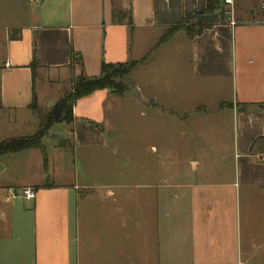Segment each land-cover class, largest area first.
<instances>
[{
    "label": "crops",
    "instance_id": "0c3cea01",
    "mask_svg": "<svg viewBox=\"0 0 264 264\" xmlns=\"http://www.w3.org/2000/svg\"><path fill=\"white\" fill-rule=\"evenodd\" d=\"M233 2L226 7L232 16L237 0ZM207 3L0 0V115L30 111L40 96L37 75L42 74L45 87L81 73L99 76L103 62L141 61L131 74L138 99L131 93L120 98L105 89L76 102L74 120L65 124L66 147L74 150L70 164L56 147H46V160L38 149L0 158V173L9 170L12 175L0 182V260L254 264L260 258L264 199L257 194L264 190V162L259 159L264 151L252 145L264 136V0L262 15L253 9L250 17H243L241 9L236 22L223 19L220 10L205 13ZM119 12L132 17L133 24L114 22ZM196 15L197 22L211 27L195 37L180 29L158 45L169 27ZM153 34L154 45L141 48ZM74 52L81 58L75 65ZM182 75L193 83L191 90L181 82ZM207 84L216 91L211 94L215 100L224 87L232 91L233 101L219 105L213 125L224 138L205 142L210 151L198 143L199 151L181 157V147H187L183 115L199 107ZM224 113L235 120L233 143L223 135L225 124L219 123ZM128 118L131 172L124 176L114 170L106 183L96 172L107 161L104 152L117 144L113 132L127 130ZM170 123L180 131L175 138ZM8 138L0 133V141ZM18 155H23L19 161L28 175L21 183V169L11 162ZM229 155L233 172L219 166ZM78 157L85 179H95L80 182ZM24 187L36 191L34 200L20 196ZM242 191L247 202L243 220L237 208Z\"/></svg>",
    "mask_w": 264,
    "mask_h": 264
},
{
    "label": "rangeland",
    "instance_id": "374dc122",
    "mask_svg": "<svg viewBox=\"0 0 264 264\" xmlns=\"http://www.w3.org/2000/svg\"><path fill=\"white\" fill-rule=\"evenodd\" d=\"M237 6H234L233 9V16L232 13H230L231 11L229 10L228 12V8L226 9L227 5L225 4L224 0L221 1L220 3V7L223 9L224 11V17H229L232 18L233 20L236 22V16L241 15V9L243 10V17H250V13L252 12V10H256L258 13H260L262 15V3L261 0H237ZM247 4H251V6L246 9ZM239 5H242V7H240ZM244 6H246L244 8ZM227 12L229 13L227 15ZM235 17V18H234ZM155 39V40H154ZM160 39H158L159 41ZM149 41V42H148ZM154 41H157L156 38V34H153L150 39H146L145 42H143L144 44H141V48L144 49L145 47H148V45H154L153 43H155ZM159 43V42H158ZM156 45V44H155ZM151 46V47H152ZM42 75V74H41ZM41 75H37V80H36V86H37V90L40 92V96L39 99L36 98L35 103L32 105L31 109L29 112L24 111L22 113H7L5 115H0V133L2 136H10V137H19V136H28V135H33L35 134L39 129H40V116L39 114H45L46 112L50 111L55 104L59 101V99H61L62 97L65 96L66 93H69L72 89V84H73V80L77 77H74L72 79H70L69 77L62 79L61 82H55L52 84H47L45 87L42 84V77ZM127 81L125 82L128 90L125 93V95H129L131 93V90L133 89V83H132V75L129 76L127 79ZM181 82L189 89L191 90L193 87V83L191 82V80L186 79V77H184L183 75L181 76ZM181 83V84H182ZM41 92L43 93L41 95ZM216 91L212 88L211 85L207 84L206 86H204V91L202 92V97L200 98L199 101V107L196 109H187L186 114L183 115V117L185 119H187L184 122H188L187 128H185V132H186V137L184 139L183 145H186L187 147H181V154L180 156L182 157L183 155L187 154V156L189 154H191L192 152H196L198 150L197 148V144H201L203 145L202 147H206L205 149H208V151L211 150L210 146L205 145L206 143H210V142H215L217 141V139L219 138H224L223 136L218 137L216 135L217 132H215L213 125H215L216 123V119H218V115H216L217 110L219 109V105L221 104H226L228 105L229 102H232V91L231 88L229 89L228 87H224L222 89V92L220 95H216L217 100H215V98L213 96H211V94H214ZM49 95L48 97L51 96L52 99H54V102L48 103L49 100L47 97H45L46 95ZM230 95V97L228 98V96ZM218 97H221L220 99H218ZM49 100V101H48ZM219 100V101H218ZM186 103L189 102L188 100H185ZM198 101V102H199ZM198 105V103H197ZM230 111V110H229ZM227 111V112H229ZM220 117L222 118V120L219 119V123L220 124H225V131L223 133V135L225 136V138L229 141V143H233V138L236 132V125L234 124L233 121V116L231 115V113H224L223 115H220ZM195 118H197V120L195 121ZM129 118H128V122L125 123L126 125H128V129L121 132L120 130L113 132L115 135V139L117 138V144L115 146V148L112 146L110 147V149L106 150L104 152V157L107 158V161L101 163V171H98L96 173H100L102 176L101 180L105 181L106 183H109L110 178H106V177H110L111 176V172H113L114 170H116L117 172H122L124 176H129L130 172H131V163L129 160V162L127 161V158L130 159V155H131V138H130V125H129ZM192 121V126L190 125V122ZM195 122V123H194ZM66 123H57L56 125H54L47 134V137L44 139V145L48 148H53L56 147L59 149H62L65 153V155L67 156L68 159V163L70 164V161L72 158V155H74V150L73 147H66V146H60L61 143L64 142V140L67 138L69 131L67 130L68 127H66L65 125ZM172 126L171 128V138H175L178 136V133L180 131L177 130V128L175 127L174 124H171ZM174 125V126H173ZM189 126V127H188ZM184 128V127H183ZM180 137V136H179ZM178 137V138H179ZM177 138V139H178ZM181 138V137H180ZM118 148V154L115 155L114 151L115 149ZM199 151V150H198ZM173 154V153H172ZM155 155V154H154ZM9 156V155H7ZM19 157H14L13 159H11V162L13 164V166H16L18 168L21 169V171H17L18 176H19V181L18 183H21V180H25L28 178V175L25 176L24 173L22 172V165H21V161H19L20 156L23 157V155H18ZM81 157V156H80ZM78 157L77 161L78 164L80 166L77 167L78 172L81 171L80 173V182L84 183L86 181H90L88 179H85V170H84V166L82 164V168L83 170H81V158ZM10 160V159H8ZM234 159L231 155H229V157H227L225 159L224 163L219 164V166L221 167V170H226V172H233L235 169V165H234ZM2 165H4L3 163H1ZM10 164V163H8ZM72 166V165H71ZM112 166V167H111ZM178 164L172 163L171 167L172 169H174L175 167L177 168ZM70 167V165H69ZM0 182H7L10 180V178H12V175L10 176L9 174V170H6V172H1L0 173ZM106 178V180H104ZM260 196V199L262 197V199H264V190L263 192H259L257 194V197ZM20 204H22L20 202ZM247 206V202H246V198L243 195V191L241 192V195L238 196V200H237V208H238V212H239V218H244L245 215V208ZM264 209V208H263ZM263 216H261L264 219V210H263ZM262 236L264 237V231L262 232ZM25 241V245H26V239L23 238ZM14 242V241H13ZM14 244V243H13ZM245 244V243H244ZM243 244V245H244ZM263 247V252L262 255L260 256V258L258 256H256V258L253 261L254 264H264V244H262ZM16 259V258H15ZM13 259H4V260H0V264H24V263H29V261H18V259L15 260ZM247 264V263H245Z\"/></svg>",
    "mask_w": 264,
    "mask_h": 264
},
{
    "label": "trees",
    "instance_id": "16d2710c",
    "mask_svg": "<svg viewBox=\"0 0 264 264\" xmlns=\"http://www.w3.org/2000/svg\"><path fill=\"white\" fill-rule=\"evenodd\" d=\"M222 0H208L205 13H213L216 10H220L222 18L224 17V11L220 7ZM125 16V17H124ZM124 12L114 13V22L128 21L133 24L132 17H127ZM197 15L192 18H186L181 23H176L168 28V30L162 35L159 44L167 42L174 33L180 29H186L190 37H195L201 34L205 29L211 27V24H206L196 21ZM15 38L19 37L17 34ZM81 62V58L78 53L72 54V64H78ZM141 61H131L119 63H102L101 73L99 76L91 77L85 73L78 75L72 84V89L69 93H66L64 97L59 99L55 106L45 114H39L41 122L40 129L33 135L11 137L0 141V158L5 155H11L22 152L29 149L40 150L45 160L46 158V146L44 145V139L47 137L48 131L57 123L70 124L74 120L73 109L76 102L83 98L94 94L98 90H108L113 95L120 98L126 96L128 88L125 84L126 79L131 76L132 72L138 67ZM33 72L35 73L36 65H31ZM1 76V75H0ZM34 98L33 103H35ZM1 106V79H0V109ZM259 145L257 150L264 151V136L256 140L252 145V149Z\"/></svg>",
    "mask_w": 264,
    "mask_h": 264
},
{
    "label": "built area",
    "instance_id": "2783aa9c",
    "mask_svg": "<svg viewBox=\"0 0 264 264\" xmlns=\"http://www.w3.org/2000/svg\"><path fill=\"white\" fill-rule=\"evenodd\" d=\"M224 2L227 6L230 7H232L234 4L233 0H224ZM230 13H232V11ZM259 159L261 162H264V154L259 155ZM20 196L25 200H34L36 198V191L32 187H24L20 189Z\"/></svg>",
    "mask_w": 264,
    "mask_h": 264
},
{
    "label": "water",
    "instance_id": "95a60500",
    "mask_svg": "<svg viewBox=\"0 0 264 264\" xmlns=\"http://www.w3.org/2000/svg\"><path fill=\"white\" fill-rule=\"evenodd\" d=\"M140 93L138 88H134L131 92V96L138 99V94ZM66 139L64 140L63 143L60 144V146H66ZM4 168V166L0 163V171H2V169Z\"/></svg>",
    "mask_w": 264,
    "mask_h": 264
}]
</instances>
